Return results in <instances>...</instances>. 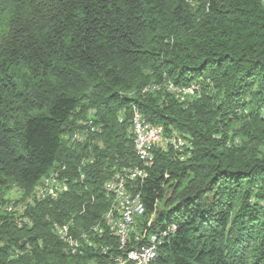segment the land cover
Returning <instances> with one entry per match:
<instances>
[{
    "label": "trees",
    "instance_id": "1",
    "mask_svg": "<svg viewBox=\"0 0 264 264\" xmlns=\"http://www.w3.org/2000/svg\"><path fill=\"white\" fill-rule=\"evenodd\" d=\"M165 80L199 87L145 89ZM133 108L185 142L155 147L137 183L158 264H264V0H0V264H114L112 230L70 255L53 225L88 231L115 207L107 183L142 164ZM89 109L101 133L70 144ZM60 167L69 190L19 227L7 191Z\"/></svg>",
    "mask_w": 264,
    "mask_h": 264
},
{
    "label": "bare ground",
    "instance_id": "2",
    "mask_svg": "<svg viewBox=\"0 0 264 264\" xmlns=\"http://www.w3.org/2000/svg\"><path fill=\"white\" fill-rule=\"evenodd\" d=\"M171 83V81L165 80L162 84H151L145 89L148 92H155V90H158L160 86L166 85L168 90L173 93L174 96H176V98L180 101H183L187 95H191V93L193 92H180L172 90ZM198 87V83L194 84V90L198 89ZM194 92L196 93V91ZM88 111L90 112H87L88 114H86V118L83 117L85 119L81 118L82 120H79L80 122L78 123L77 128H74L75 130H72L69 134L64 137L65 140L68 141L70 144H82L83 142L81 138H84V142H89L92 135H94L93 131H97H90L91 126H93V124L95 123L94 121H92V117H94L95 114L93 115L92 109H89ZM128 131L132 134V137L134 138L135 151L139 155L142 164L135 165L134 171L131 170V166L119 168L115 173L116 176H112V178L107 183V190L116 201L115 207L103 216V220L102 222H100V224L98 223L93 227L91 226L92 228L88 231H80L79 233L77 232L78 234L76 233V231L74 232L75 235H77V240H75L76 248L72 249V251H70V245L68 243L69 233H71L72 231V224H60L58 222H55L53 225L61 241L65 243L66 253L70 255H83L87 249L97 250L98 245H103V243L95 245V242L93 243L94 246L92 245L90 248L89 238L91 236H95L96 234H98L97 237L103 236L104 234H101L103 230L101 223L106 225L107 222V225H112L113 234L118 238V250L122 251L121 254H114L115 256L112 257V261L114 264H158L159 257L156 256H148L147 258H144L143 261L132 260L131 252H125L124 249L125 236H129V234L132 232L133 223H138L140 217H142V214L145 215L146 213V207L143 201L142 192L138 191L137 183L139 181L143 182L147 179L149 168L154 164V156L152 154V150L155 147H164V142L167 143L169 146H173L174 148H181L183 147V141L175 134L169 136H167V134L165 133L163 134L162 128L160 126L152 125V141L150 142V134H147L148 121L145 116L138 110V108H133L131 127ZM140 135H143V143H150L148 144V146H144L142 145V143H140ZM65 180H67V185H65V191H63V193L67 192L69 189V178L65 175H61L58 170L51 172L47 176L43 177L41 181L35 186L33 192L24 200L25 205L21 204V206L19 205V207L17 208H24L25 214L27 206H35L34 200L36 196H41V201H36V204L45 200H51V198H53V195L56 194V192L59 190V184H61ZM120 180H124V192L123 190H121ZM61 195L62 194L55 195V199L57 200V198H60ZM132 205L134 206L131 207L129 211H124V216L120 214V206ZM9 207L10 209H8ZM9 207H6V210H8V212H13V215L20 219V212L19 214H16L17 211L15 210V208H11L12 204L9 205ZM23 225H32L31 218L26 214L25 224H18L19 227H22ZM173 226L175 225H169L168 230L175 231L176 227ZM136 240H139V237H137ZM155 242H157L156 254L159 256V244L161 243V238L159 234L150 233L149 235H147V241L145 243V246H152L153 244H155ZM111 248L113 247H111L110 245H104L102 252H108V250Z\"/></svg>",
    "mask_w": 264,
    "mask_h": 264
},
{
    "label": "built area",
    "instance_id": "3",
    "mask_svg": "<svg viewBox=\"0 0 264 264\" xmlns=\"http://www.w3.org/2000/svg\"><path fill=\"white\" fill-rule=\"evenodd\" d=\"M171 87H172V90H176V91H180V92L194 91V85H193V87H185V86H176L174 83H171ZM94 114L95 113H94V110H93V115ZM101 127H103L102 123L100 125H98V126H91L90 131L91 130H99V134H100L101 133ZM151 129H152V124L148 122L147 134H150V142L152 141ZM162 132L164 134L163 128H162ZM81 139H82V142L84 144L85 143L84 142V138H81ZM139 141L144 146H148V144H150V143H143V135H140ZM184 146H185V142H183V147ZM169 147L170 146L167 143L164 142V149H168ZM182 149L183 148L181 147V150ZM87 161H89L91 163L93 162V160H88V159H87ZM135 165L136 164H131V170L132 171H134ZM113 176H116V174H113ZM123 181L124 180H120V182H121V190H123V192H124ZM65 185H67V180H65L64 182L59 184V190L56 192V194L53 195V198H51V200H55V195L63 194V191H65ZM34 201H35V205H36V201H41V196H36ZM133 206L134 205H132V206H120V214L124 216V211H129V209H131V207H133ZM16 211L20 212V219L18 220V224H25L24 208H17ZM143 216H144V214H142V217ZM142 217H140V219ZM137 226H138V223H133L132 235L131 236H125L124 249L125 250H129V252H131L132 260L143 261V259L147 258L148 256L159 257L156 254V243L157 242H155V244H153L152 246H145L146 234L149 233V232H154V231H152L150 229L151 227H143L140 231H138L137 230ZM173 227H177V226H173ZM104 230H112V225H107V222H106V225L103 227V230H102L101 234H104ZM165 233H166V231H164V234ZM133 234H135V235H133ZM56 235H58V234H56ZM97 235L98 234H96L95 236H91L89 238L90 248L93 245V242H95L97 240ZM132 237H139V245H132L131 247H129L131 245V238ZM75 240H77V235H75L74 232L71 231V233H69V237H68V243L70 245V251H72V249L76 248L75 247ZM99 254H101L102 256L108 257V254H103L101 251H99Z\"/></svg>",
    "mask_w": 264,
    "mask_h": 264
},
{
    "label": "rangeland",
    "instance_id": "4",
    "mask_svg": "<svg viewBox=\"0 0 264 264\" xmlns=\"http://www.w3.org/2000/svg\"><path fill=\"white\" fill-rule=\"evenodd\" d=\"M22 197H23V192H19L18 189L12 188V189H10V190L7 191V194H6V203L8 202V205H9V203H11L12 204V207L11 208H15V210H16L17 207H19V205L20 206H21V204H24L25 205V202L22 199ZM8 209H10V207ZM16 214H19V211H17Z\"/></svg>",
    "mask_w": 264,
    "mask_h": 264
},
{
    "label": "clouds",
    "instance_id": "5",
    "mask_svg": "<svg viewBox=\"0 0 264 264\" xmlns=\"http://www.w3.org/2000/svg\"><path fill=\"white\" fill-rule=\"evenodd\" d=\"M69 133H70V132H69ZM67 134H68V133H67ZM65 135H66V134H65ZM65 135H64V137H65ZM64 139H65V138H64ZM78 145H79V144H78ZM71 146H72V145H71ZM73 146H74V145H73ZM90 163H91V162H90ZM62 168H63V169H62ZM64 169H65V167H60V168H57V169H55V170H53V171L60 170V171L64 174V172H63ZM53 171H51V172H53ZM51 172H50V173H51ZM50 173H49V174H50ZM46 176H47V175H46ZM44 177H45V176H44ZM40 181H41V180H40ZM40 181H39V182H40ZM39 182H38V183H39ZM38 183H37V184H38ZM13 188L18 189L19 192H23V197H22L23 200H25V199L29 196V195H28V196H25V191H24L22 188H20V187H18V186H15V187H13ZM34 188H35V187H34ZM11 189H12V188H11ZM33 190H34V189H33ZM33 190H32V192H33ZM68 190H69V189H68ZM32 192H31V193H32ZM6 204H7L6 207H8L9 205H11V204L8 205V203H6ZM6 207L4 208L5 211H7V210H6ZM7 212H8V211H7Z\"/></svg>",
    "mask_w": 264,
    "mask_h": 264
},
{
    "label": "water",
    "instance_id": "6",
    "mask_svg": "<svg viewBox=\"0 0 264 264\" xmlns=\"http://www.w3.org/2000/svg\"><path fill=\"white\" fill-rule=\"evenodd\" d=\"M23 243L25 244V241Z\"/></svg>",
    "mask_w": 264,
    "mask_h": 264
}]
</instances>
